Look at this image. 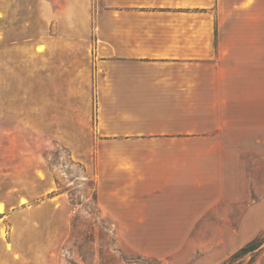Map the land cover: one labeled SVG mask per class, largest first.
Instances as JSON below:
<instances>
[{
	"label": "rangeland",
	"instance_id": "374dc122",
	"mask_svg": "<svg viewBox=\"0 0 264 264\" xmlns=\"http://www.w3.org/2000/svg\"><path fill=\"white\" fill-rule=\"evenodd\" d=\"M57 5L0 0V264H221L264 237V28H234L222 61L227 134L241 141L225 146L241 174L225 195L240 222L111 224L96 203L93 39L58 28ZM198 66L169 71L211 69ZM251 264H264V243Z\"/></svg>",
	"mask_w": 264,
	"mask_h": 264
},
{
	"label": "crops",
	"instance_id": "0c3cea01",
	"mask_svg": "<svg viewBox=\"0 0 264 264\" xmlns=\"http://www.w3.org/2000/svg\"><path fill=\"white\" fill-rule=\"evenodd\" d=\"M57 1L58 28L93 39L96 203L109 223H239L222 61L234 28H264V0ZM184 64L211 69L169 71Z\"/></svg>",
	"mask_w": 264,
	"mask_h": 264
},
{
	"label": "trees",
	"instance_id": "16d2710c",
	"mask_svg": "<svg viewBox=\"0 0 264 264\" xmlns=\"http://www.w3.org/2000/svg\"><path fill=\"white\" fill-rule=\"evenodd\" d=\"M262 243H264V237L250 240L248 243L241 246L237 251H235L228 259L223 261L221 264H235L237 262L238 264H240V262L246 255H250V260L246 264H251L254 253L259 249Z\"/></svg>",
	"mask_w": 264,
	"mask_h": 264
}]
</instances>
